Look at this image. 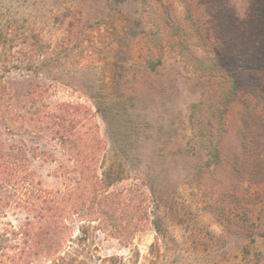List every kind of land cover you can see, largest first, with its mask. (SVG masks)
<instances>
[{
    "label": "rangeland",
    "instance_id": "rangeland-1",
    "mask_svg": "<svg viewBox=\"0 0 264 264\" xmlns=\"http://www.w3.org/2000/svg\"><path fill=\"white\" fill-rule=\"evenodd\" d=\"M258 24L264 0H0V29L35 32L46 47L6 79L44 90V103L95 111L101 154L125 168L110 190L136 183L148 195H132L142 207L135 222L116 221L129 238L64 220L71 241L29 264H264V103L248 95L260 86L240 69L248 53L247 65L260 64L250 49ZM204 99L223 106L212 150L191 139L192 105ZM16 138L51 151L46 132ZM32 166L61 186L58 162ZM21 213L9 211L0 228Z\"/></svg>",
    "mask_w": 264,
    "mask_h": 264
},
{
    "label": "trees",
    "instance_id": "trees-1",
    "mask_svg": "<svg viewBox=\"0 0 264 264\" xmlns=\"http://www.w3.org/2000/svg\"><path fill=\"white\" fill-rule=\"evenodd\" d=\"M145 1L149 4L162 2ZM258 11L253 12L255 18L263 15ZM260 25H257L259 32L252 35L253 47L250 48L256 51L253 58L256 57L260 64L257 67L247 65L251 60L247 58L248 53L242 56L247 62L241 64L240 69L248 71L249 82L257 80L260 86L253 90L250 84L248 95L264 103L261 97L264 96L261 68H264V27ZM23 36L19 39L0 29V123L4 124V133L0 130V219L6 218L9 211L14 216L23 211L17 226L6 221L0 228V264H29L41 257L50 259L71 241L63 232L70 228L64 220L72 218L87 221L82 226L84 230L97 221V229L115 237L129 238L133 233L116 221L129 214L135 222L142 210L134 204L132 196L140 191L138 184L110 190L113 184L124 180L125 168L121 162L110 161L109 157L107 162L101 154L105 144L94 125L95 111L70 101L44 103V90L6 79L5 74L11 72V67L35 64L46 51L37 33L27 36L23 32ZM256 72L261 73L256 75ZM231 80L234 85L235 81ZM232 88L234 99L239 91L235 86ZM3 97L4 105L1 104ZM205 101L192 105L191 139L212 150L216 148V131L223 106L216 99ZM42 132L50 137L51 151H43L38 145H28L25 139L16 138L22 133L32 140L31 137L41 136ZM37 159L58 162L56 174L63 179L60 187L50 188L45 184L32 166V160ZM139 195L148 196L144 190ZM81 232L84 233L81 239H84L86 232Z\"/></svg>",
    "mask_w": 264,
    "mask_h": 264
}]
</instances>
